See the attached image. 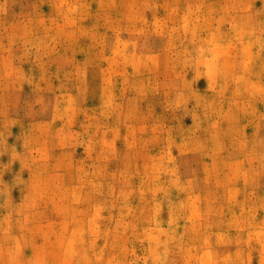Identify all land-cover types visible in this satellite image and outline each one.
Listing matches in <instances>:
<instances>
[{"label": "rangeland", "instance_id": "374dc122", "mask_svg": "<svg viewBox=\"0 0 264 264\" xmlns=\"http://www.w3.org/2000/svg\"><path fill=\"white\" fill-rule=\"evenodd\" d=\"M0 264H264V0H0Z\"/></svg>", "mask_w": 264, "mask_h": 264}]
</instances>
